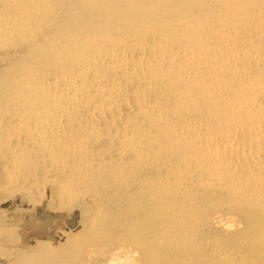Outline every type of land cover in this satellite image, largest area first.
I'll list each match as a JSON object with an SVG mask.
<instances>
[{"label":"bare ground","instance_id":"6f19581e","mask_svg":"<svg viewBox=\"0 0 264 264\" xmlns=\"http://www.w3.org/2000/svg\"><path fill=\"white\" fill-rule=\"evenodd\" d=\"M0 156L11 186L131 191L156 226L138 246L264 264V0H0ZM221 207L242 217L223 245Z\"/></svg>","mask_w":264,"mask_h":264},{"label":"rangeland","instance_id":"374dc122","mask_svg":"<svg viewBox=\"0 0 264 264\" xmlns=\"http://www.w3.org/2000/svg\"><path fill=\"white\" fill-rule=\"evenodd\" d=\"M98 141V143L102 142L100 138ZM2 156H0V264H220L213 259L212 262L209 257H201L211 254V244L207 243L201 244L198 251L194 252V256L189 251H182L180 247V250L174 247L167 252L168 249L162 242L148 243L146 246L135 244L127 228H130L136 219L141 222L136 231L142 237L151 236L156 226L149 223L150 220H146L149 212L142 207V204L128 200L131 197L132 187L128 190L130 194L125 193L124 196L126 199L129 197L128 208V202L123 196L113 200L114 207L111 203L104 205L103 201L95 197L78 199L59 189L56 184H52L53 182L49 184L48 182L51 181H44L45 177L40 176L39 173L35 174L34 180L27 177L21 180L23 182L19 180L18 185L14 183L16 186H11L7 184L3 169L5 161L2 160ZM108 198L111 197H107V201ZM216 198L220 197L217 195ZM110 206L112 214L117 211L114 215L118 221L113 218L111 225L104 230L100 228L95 230L93 228L95 225L89 227L95 220L94 216L97 212L101 208L108 209ZM219 209L221 212H217V217H209L203 224L206 228L204 231H207L203 232H209L207 236L214 239L216 244L223 245L232 235L234 228L231 229V224H238L242 217L238 210L233 213L222 207ZM228 222L232 223L228 224ZM221 224H225L224 227ZM74 239L81 241V248L74 247L72 241ZM183 246L188 247V245ZM195 247L193 248L196 249ZM73 251H76V256L73 260L70 258V262L69 257Z\"/></svg>","mask_w":264,"mask_h":264}]
</instances>
